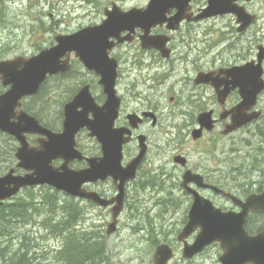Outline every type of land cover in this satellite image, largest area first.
Here are the masks:
<instances>
[{"label": "flooded vegetation", "instance_id": "af4514ba", "mask_svg": "<svg viewBox=\"0 0 264 264\" xmlns=\"http://www.w3.org/2000/svg\"><path fill=\"white\" fill-rule=\"evenodd\" d=\"M209 1L191 0L180 12L178 20L175 17L179 11L173 9L166 14V21L162 26L151 29L149 36L164 38L159 44L166 46L164 53L169 54L166 57L157 48L143 47L142 37L145 32L140 28L135 31L132 29L129 42L117 44L115 39H111V45H116L109 51V58L117 65L115 91L120 101L116 117L113 114L106 115L108 96L101 84V75L86 66L76 51L64 53L59 62L55 63V68L60 67L61 70L49 73L35 94L12 102L3 100L0 104V176L13 167H16L17 174L25 173L22 169H17V153L22 144L5 128L10 125L25 128L29 119H32L41 127L60 134L64 130L66 107L77 99L76 102L80 103L76 107L78 118H85L89 125L99 119L104 134L105 126L111 120V132H125L124 140L128 141L123 146V168L141 157L134 179L132 177L125 183V205L118 225L127 207L133 208V191L146 192L149 188L156 187L161 189L162 183H155L153 176L158 179L169 176L175 181L171 190V205L175 207L172 209L174 212L180 211L175 221L178 227L168 230L169 233L162 242L174 251L170 264H175L177 254V264H224V259L228 264H264V242L258 246L263 251L259 252L261 257L258 261L253 257L251 260L254 263H243L239 254H225L219 241L211 243L200 253L186 257L185 251L196 242L200 229L183 241L178 239L190 220L196 194L204 203L213 205L222 213L236 215L243 213V204L249 198L264 194V179L237 184L240 182L232 178L233 169L226 172L219 169L216 157L219 142L252 131L258 134L264 126V91L258 95L254 107H240L244 100L242 93L249 89L251 83L246 80V74L234 77L233 73L236 68L253 61L256 64L258 62L259 49L264 47V35L251 46L244 37L259 22L264 30V0H261L262 5L256 10H252V6L257 0H239L234 3L256 18L245 32L239 31L241 24L234 14L206 16ZM8 3V0H0V52L20 47L15 44L16 36L19 41L21 39L16 20L19 16L12 14L13 10L8 7ZM107 10L109 8L106 7L104 15ZM121 10H133V5ZM224 17L229 18L226 28L218 24V20ZM104 19L105 16L100 21H90L74 30L59 33L58 25L53 24L46 32H55V36L46 47L31 56L11 52L0 57V65L5 63L0 70V98L13 90V84L9 83L10 72L19 70L22 61H30L44 50L57 47L59 37L72 36L85 28L98 26ZM10 27L12 28L9 30ZM14 27L16 29L12 31ZM218 33L220 40H213L215 35L218 37ZM127 35L128 32L122 33V37ZM123 83H127L126 88H122ZM85 111L87 114L84 116ZM255 115H259V119H253L228 133L235 118ZM89 128L88 125L84 126L75 136L74 154L77 157L69 163L64 158L53 160V169L60 170L66 165L71 171H83L91 169L93 165H101L105 156L104 149L101 142L91 136ZM23 137L33 151L41 150V146L48 141L42 134L24 132ZM192 153H196V157L191 156ZM194 179H199L200 185ZM120 183V180L116 183L113 177H108L85 183L83 188L111 202L120 192ZM214 188L231 197L218 193ZM75 201L101 211L94 214V218L97 217L99 222L104 223L102 230L106 234L102 233V236H109L104 227L108 221L103 218V213L112 217V207L115 204L101 207L85 199L76 198ZM245 230L252 238L264 235V211L250 210L245 218ZM247 242L239 244L234 241L230 245H239L236 248L238 251L243 245L251 246L252 240Z\"/></svg>", "mask_w": 264, "mask_h": 264}, {"label": "water", "instance_id": "95a60500", "mask_svg": "<svg viewBox=\"0 0 264 264\" xmlns=\"http://www.w3.org/2000/svg\"><path fill=\"white\" fill-rule=\"evenodd\" d=\"M190 1L149 0V4L145 9L133 8V10L128 11H122L117 4L113 3L112 8L105 12L106 19L102 24L85 28L72 36L59 37L57 47L44 50L30 61H22L19 64V70H12L10 72L11 79L9 83L13 84V90L0 98V104L3 100L5 102H12L15 99L35 94L49 73L52 74L61 70L60 67L55 68V63L59 62L64 53L76 51L86 66L96 70L101 75V84L108 96L105 106L106 115L113 114L116 117L120 108V101L115 91L117 65L115 61L113 64L112 59L109 58V51L116 45L115 43L111 45V39H115L118 42L117 44L124 43L125 41L129 42L131 41L130 32L132 29L135 31V29L140 28L145 32V35L142 37L143 47L157 48L166 57L169 55L168 53H164L166 46L159 44L164 38L151 37L149 33L152 28L162 26L166 21V14L173 9L179 11L175 17L178 20L180 12ZM236 1L239 0H210L206 16L234 14L237 16L238 23L241 24L239 31L245 32L256 18L247 13L243 8L237 7L234 4ZM124 32H128V35L122 37V33ZM263 61L264 47L259 49L257 64L253 61L249 65L234 69V77H241L242 74H246V80L251 83L249 89H246L242 93L244 100L240 107H254L258 95L264 91ZM4 65L5 63L0 65V70ZM76 100L66 107L64 130L60 134H55L41 127L32 119H29L30 121L26 124L25 128L14 125L5 128L12 135L16 136L22 144L17 153L19 160L17 166L24 169L27 173L16 175L15 169H11L9 173L0 177V207L6 201L17 196L23 189L47 185L69 196L93 201L102 207H108L116 202V206L112 209L114 220L110 224L108 232V234H112L117 229L118 216L124 207L125 183L132 177H135V171L141 157L137 161L132 162L128 167L123 168L121 165L123 146L128 141V139L124 140L125 132H111L112 120L106 124L105 134L103 133L99 119L92 125L87 124L85 118L77 117L76 107L80 106V103L76 102ZM86 114L87 111L84 112V116ZM253 119H259V115H255L254 117L239 116L235 118L228 133L243 127ZM86 125L90 127L91 136L96 137L103 146L105 156L102 159L101 165H93L91 169L83 171H71L66 165L60 170L53 169L51 166L53 160L64 158L69 163L77 157L74 154L75 136ZM24 132L45 135L48 141L41 146V150H30L23 137ZM108 177H113L116 183L119 180L121 181L119 185L120 194L112 202L102 200L97 193L87 192L83 189L85 183L97 182ZM194 181L200 185L199 179H194ZM214 189L219 193H225L220 189ZM226 195L231 197L230 194ZM232 199L236 200L234 197ZM235 202L238 203L237 201ZM243 209V213L238 215L232 213L224 214L220 210L215 209L213 205L204 203L202 198L196 194L189 216L190 220L178 239L180 241L187 239L197 229H200L201 233L196 242L191 245L192 247L186 249V257H191L196 253L202 252L209 244L219 241L222 243L225 254L237 253L242 257L243 263L253 262L251 260L253 257L258 261V258L261 257L260 253L263 252L260 251L258 246L264 242V235L255 238L249 237L245 230V218L250 210L264 211V194L260 197L249 198L248 202L243 204ZM251 240V246L243 245L238 251L236 248L239 245H230L234 241L240 244L248 243L247 241ZM172 258V249L162 244L156 248L154 264H169ZM223 262L224 264H228L226 259ZM254 264H260V262Z\"/></svg>", "mask_w": 264, "mask_h": 264}, {"label": "rangeland", "instance_id": "374dc122", "mask_svg": "<svg viewBox=\"0 0 264 264\" xmlns=\"http://www.w3.org/2000/svg\"><path fill=\"white\" fill-rule=\"evenodd\" d=\"M8 7L13 10L12 14L18 15L17 25H19V39L15 38V44L20 47L15 50L7 49L0 52V57L11 52L31 56L38 50L46 47L53 41L55 32H46L53 24L58 25L59 31L74 30L77 27L90 21L97 22L104 18V9L110 8L111 3H116L123 9L133 7H141L147 4V0H8ZM261 0H257L252 6V10L260 8ZM52 15V16H51ZM229 18L224 17L218 20L219 26L227 24ZM12 27L9 28V30ZM16 28L14 27L12 31ZM51 29V28H50ZM228 35V34H227ZM264 35L262 23L252 28L244 40L251 45ZM15 36V35H13ZM220 40L215 35L213 40ZM14 54V53H13ZM12 54V55H13ZM127 84V83H126ZM125 83L122 88H126ZM264 132V126L261 128ZM261 131L255 134L254 131L234 135L231 140H224L218 143L216 157L218 158L219 169L224 172L233 169L237 174L232 175L236 179L237 184H245L247 181L264 179V136ZM192 153L191 156L196 157ZM155 178V183H162L163 188H149L146 192L133 191V208L127 207L118 230L111 236H103V240L107 246V256L111 264H153V256L155 252V243L164 240L169 233L168 230H174L178 227L175 223L180 211L174 212L171 205L172 188L175 181L169 176ZM235 183V181H234ZM37 198L50 194V190L46 188L32 189ZM43 194V195H42ZM29 195L26 190L23 191L18 198H24ZM64 198V195H62ZM64 198L61 200L64 201ZM14 203V201H13ZM19 202L16 200L10 206H16ZM82 208V220L79 229L93 232L92 236H101L104 231L102 226L104 223L99 222L100 219L94 218L101 211L97 208L86 207L80 202H76ZM106 218L105 229L107 224L112 221V217L108 213H103ZM103 218L101 220H103ZM39 216H34L28 222H15L9 224L11 234L2 237L1 246L4 247L3 252H13L20 250L25 237L29 239L27 242L30 251L34 246L37 252L53 253L60 248L62 240L55 238L47 232L41 225L42 221ZM93 220V221H92ZM101 224V225H100ZM106 234V233H104ZM19 236V239L17 237ZM8 241V242H7ZM33 242L35 245H33ZM10 246V248L7 247ZM177 246V245H176ZM42 249V250H41ZM179 254L176 255L174 261L177 264ZM37 261V258L34 260Z\"/></svg>", "mask_w": 264, "mask_h": 264}, {"label": "trees", "instance_id": "16d2710c", "mask_svg": "<svg viewBox=\"0 0 264 264\" xmlns=\"http://www.w3.org/2000/svg\"><path fill=\"white\" fill-rule=\"evenodd\" d=\"M261 135L264 136L263 131ZM237 172H234V176ZM48 190L50 194L39 198L32 189L26 190L29 195L18 198L16 206L9 205L0 209V264H40L34 261L36 258L41 264H111L105 241L99 236L93 237V232L77 229L83 218L79 205L72 199L68 200L67 205L63 204L60 194L51 188ZM34 216L43 219L40 223L47 232L63 239L60 248L53 253H38L34 246L30 251L26 243L29 239L25 237L21 240L20 250L5 254L1 238L11 234L9 224L25 223ZM7 247L10 248L9 245Z\"/></svg>", "mask_w": 264, "mask_h": 264}]
</instances>
